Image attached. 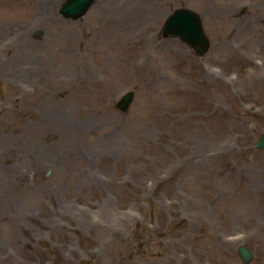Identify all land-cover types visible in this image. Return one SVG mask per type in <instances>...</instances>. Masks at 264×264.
Returning a JSON list of instances; mask_svg holds the SVG:
<instances>
[{
  "label": "rangeland",
  "instance_id": "374dc122",
  "mask_svg": "<svg viewBox=\"0 0 264 264\" xmlns=\"http://www.w3.org/2000/svg\"><path fill=\"white\" fill-rule=\"evenodd\" d=\"M61 2L0 0V264H264V0Z\"/></svg>",
  "mask_w": 264,
  "mask_h": 264
},
{
  "label": "water",
  "instance_id": "95a60500",
  "mask_svg": "<svg viewBox=\"0 0 264 264\" xmlns=\"http://www.w3.org/2000/svg\"><path fill=\"white\" fill-rule=\"evenodd\" d=\"M93 0H64L59 7V12L66 17L77 18L84 14ZM163 31L180 36L188 44L196 45L199 54L208 49V38L204 33L199 14L189 8H175L165 19ZM134 97V91H126L116 102V106L126 111ZM256 148H264V131L255 142ZM237 253L244 264H247L253 256L252 251L244 244L237 246Z\"/></svg>",
  "mask_w": 264,
  "mask_h": 264
},
{
  "label": "bare ground",
  "instance_id": "6f19581e",
  "mask_svg": "<svg viewBox=\"0 0 264 264\" xmlns=\"http://www.w3.org/2000/svg\"><path fill=\"white\" fill-rule=\"evenodd\" d=\"M112 19L110 18V21ZM116 32L115 35H112V49L116 50V55L114 57V60L117 62H121L123 63L129 56L130 53L134 52L133 48L131 47L133 40L135 39V37L139 36L140 34L138 32L135 31H125V32H121L118 29H115L113 27H110V33ZM151 42H153L151 40ZM185 56V54H183ZM122 59V61H121ZM124 59V61H123ZM209 72V71H208ZM204 75L207 74V69H203L202 72Z\"/></svg>",
  "mask_w": 264,
  "mask_h": 264
}]
</instances>
